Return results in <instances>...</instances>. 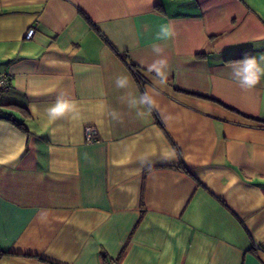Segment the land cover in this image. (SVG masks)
<instances>
[{
    "label": "crops",
    "instance_id": "obj_1",
    "mask_svg": "<svg viewBox=\"0 0 264 264\" xmlns=\"http://www.w3.org/2000/svg\"><path fill=\"white\" fill-rule=\"evenodd\" d=\"M153 43L169 70L148 112L127 99L157 87ZM245 55H264V0H0V264H264V79L243 91L229 67ZM61 93L79 120L44 117Z\"/></svg>",
    "mask_w": 264,
    "mask_h": 264
},
{
    "label": "clouds",
    "instance_id": "obj_2",
    "mask_svg": "<svg viewBox=\"0 0 264 264\" xmlns=\"http://www.w3.org/2000/svg\"><path fill=\"white\" fill-rule=\"evenodd\" d=\"M175 35L171 22L161 24L155 39L157 41H167ZM152 52L155 59L147 66L148 73L154 74L153 80L157 87L146 90L138 96L129 95L127 99L128 106L133 109H145L150 112L157 105L156 96L159 95L157 88H166L168 81L169 62L163 55L164 48L159 43H153ZM232 80L243 91H251L264 79V55L259 59L256 56L245 55L238 61H233L229 65ZM115 86L118 89L129 87V78L126 75H119L115 79ZM35 110V109H34ZM43 115L49 123H54L61 119L70 118L72 120L80 119V111L77 103L61 93L57 96L54 103L43 110Z\"/></svg>",
    "mask_w": 264,
    "mask_h": 264
},
{
    "label": "built area",
    "instance_id": "obj_3",
    "mask_svg": "<svg viewBox=\"0 0 264 264\" xmlns=\"http://www.w3.org/2000/svg\"><path fill=\"white\" fill-rule=\"evenodd\" d=\"M34 33H35L34 29L31 28L25 33L24 38L27 40L31 39ZM9 85H10L9 75L1 74L0 75V92H6L9 88ZM84 137H85V142L89 145L99 142L97 130L93 126H87L85 128ZM256 248L259 249L260 247L257 245Z\"/></svg>",
    "mask_w": 264,
    "mask_h": 264
},
{
    "label": "trees",
    "instance_id": "obj_4",
    "mask_svg": "<svg viewBox=\"0 0 264 264\" xmlns=\"http://www.w3.org/2000/svg\"><path fill=\"white\" fill-rule=\"evenodd\" d=\"M85 19L88 21L87 17H85ZM131 68H133L135 70V72L137 73L136 71V68L134 66H131ZM138 75V74H136ZM2 92H0L1 94ZM1 111V110H0ZM1 113V112H0ZM0 118H2L1 114H0ZM4 255V253H1L0 252V258ZM103 260L105 261L106 264H114L111 259H109L105 254L103 255Z\"/></svg>",
    "mask_w": 264,
    "mask_h": 264
}]
</instances>
